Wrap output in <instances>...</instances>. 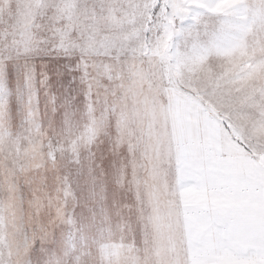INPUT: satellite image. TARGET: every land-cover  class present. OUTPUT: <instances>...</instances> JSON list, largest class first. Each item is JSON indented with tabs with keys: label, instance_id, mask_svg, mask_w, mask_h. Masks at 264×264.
Wrapping results in <instances>:
<instances>
[{
	"label": "snow or ice",
	"instance_id": "snow-or-ice-1",
	"mask_svg": "<svg viewBox=\"0 0 264 264\" xmlns=\"http://www.w3.org/2000/svg\"><path fill=\"white\" fill-rule=\"evenodd\" d=\"M0 264H264V0H0Z\"/></svg>",
	"mask_w": 264,
	"mask_h": 264
}]
</instances>
